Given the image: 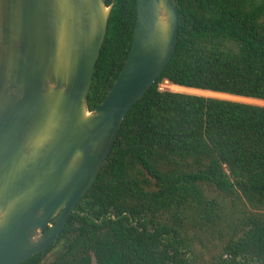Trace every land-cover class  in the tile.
Returning a JSON list of instances; mask_svg holds the SVG:
<instances>
[{
    "label": "trees",
    "instance_id": "1",
    "mask_svg": "<svg viewBox=\"0 0 264 264\" xmlns=\"http://www.w3.org/2000/svg\"><path fill=\"white\" fill-rule=\"evenodd\" d=\"M175 1L170 62L59 236L19 264H264V0ZM136 17V0H114L89 110L118 78Z\"/></svg>",
    "mask_w": 264,
    "mask_h": 264
},
{
    "label": "water",
    "instance_id": "2",
    "mask_svg": "<svg viewBox=\"0 0 264 264\" xmlns=\"http://www.w3.org/2000/svg\"><path fill=\"white\" fill-rule=\"evenodd\" d=\"M136 3L125 64L89 110L114 0H0V264H19L55 241L126 114L170 62L176 1Z\"/></svg>",
    "mask_w": 264,
    "mask_h": 264
},
{
    "label": "rangeland",
    "instance_id": "3",
    "mask_svg": "<svg viewBox=\"0 0 264 264\" xmlns=\"http://www.w3.org/2000/svg\"><path fill=\"white\" fill-rule=\"evenodd\" d=\"M177 89V87H174V86H171L170 84H168V82H163L161 85H160V89ZM204 95H210L208 93H205ZM257 103V102H255Z\"/></svg>",
    "mask_w": 264,
    "mask_h": 264
},
{
    "label": "bare ground",
    "instance_id": "4",
    "mask_svg": "<svg viewBox=\"0 0 264 264\" xmlns=\"http://www.w3.org/2000/svg\"><path fill=\"white\" fill-rule=\"evenodd\" d=\"M177 89H179V88H177ZM223 97H227V96H223Z\"/></svg>",
    "mask_w": 264,
    "mask_h": 264
}]
</instances>
